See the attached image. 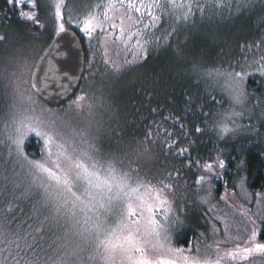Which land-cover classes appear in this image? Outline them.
<instances>
[{
	"label": "snow or ice",
	"instance_id": "6c2138e0",
	"mask_svg": "<svg viewBox=\"0 0 264 264\" xmlns=\"http://www.w3.org/2000/svg\"><path fill=\"white\" fill-rule=\"evenodd\" d=\"M6 3L18 11L20 18L39 22L38 0H6ZM255 5L256 0H235V7L233 0H100L86 14L77 16L66 0H49L56 36L67 31L62 12L65 9L67 24L75 22L80 32L89 38L99 30L105 34V41L111 37L112 44L131 50L137 58L151 45L159 47L161 38L153 40L155 32L152 30L157 29L164 18L172 22L175 31L177 25L187 24L197 12L201 18L206 12L223 18L247 12ZM171 34L165 33L163 41ZM5 39L0 36V41ZM262 46L264 37L254 45H247L249 51L255 47L259 55L251 60L246 58L239 71L206 70L207 76L220 85L230 101L229 109L217 113L219 119L214 127L220 139L248 129L239 124L238 118L251 112L247 107V77L256 73L264 76ZM51 48L49 45L48 49ZM48 49L34 65L26 56L15 55L8 57L0 70L11 81L12 88L9 123L0 143L7 147L13 166L10 174H5L6 168L0 171L3 186L0 191L9 197L7 204L0 207V264H257L249 259L257 254L264 256V243L257 239L260 225L254 218L256 213H241L247 233L243 239L233 236L230 229L234 223L224 220L223 241H201L187 248L174 245L175 227L183 221L167 195L173 189L172 174L153 183L140 175L138 167L125 165L127 152L121 156L116 151L104 150L102 124L92 117L97 107H110L105 97L80 94L63 112L37 111L32 93L36 85L30 84L27 77H35L34 68L41 66L40 62L49 54ZM132 62L125 61L126 64ZM104 64L115 74L123 67L107 58ZM193 70L199 72L200 68L194 65ZM71 111L86 114L89 119L74 124L64 118ZM260 118L264 119V107H261ZM195 131L202 130L196 127ZM31 137L41 144L39 158H33L25 150L26 141ZM148 139L151 134L146 136L145 142L137 141V146L131 149L137 159L151 158ZM174 143L165 141L169 148ZM187 151L182 148L178 154L183 156ZM244 163L241 160L237 167L242 168ZM197 166L208 173L196 181L197 184L208 183L206 195L200 197L201 204H208L212 195L210 178H222L225 161L218 154L214 163L200 165L197 162ZM245 183L241 176L237 187L246 195ZM257 202L264 206V196H257ZM22 203L29 205L27 213ZM16 209L23 219L16 215ZM259 219L264 221V214H259ZM249 223L250 230L247 229ZM217 232L218 229L213 228L214 236ZM229 241L236 242L234 247L223 249L221 244Z\"/></svg>",
	"mask_w": 264,
	"mask_h": 264
},
{
	"label": "rangeland",
	"instance_id": "374dc122",
	"mask_svg": "<svg viewBox=\"0 0 264 264\" xmlns=\"http://www.w3.org/2000/svg\"><path fill=\"white\" fill-rule=\"evenodd\" d=\"M98 2H100V0H67V4L73 9V14L77 16H83ZM46 6L45 8L44 4L45 12L49 15L46 19L49 25L48 32L43 31L41 26L40 28H33V31H31L32 35L23 34L19 30L13 28L5 32L4 36L6 39L4 40L3 46L0 47V70H2L7 62V58L10 56H26L29 62L34 65L39 59V56L43 54L56 30L55 21L52 23L54 16L52 9L47 3ZM233 7H235V0H233ZM62 12H64L65 25L68 28L75 29L77 33L80 34L79 36L83 37L82 39L79 38L83 48L84 58L85 51L87 53H92L95 57V54H99V45L103 46L106 45V43H111V37L105 41V34L101 33L99 30H97L95 33L96 36H93V39L87 37L84 33L80 32L79 26H77L75 22L71 25L67 24V11L64 9ZM262 18H264V0H256L254 8L235 16L225 15L221 18L215 15H209L206 12L204 17L201 18L200 13L197 12L193 19L187 24L182 23L177 25L175 31H173L172 22L164 18L160 21L158 28L152 30L155 32L153 40L157 37L161 39L159 47L155 44L149 47V50H151L149 54L151 59L149 60L150 64L148 68L133 70L134 67L132 65H126V79L122 80L119 78V74L113 73L111 69L104 64L106 58L102 57L103 53L100 48L99 60L95 63V65H97V70L95 73H93L95 68H91L93 69L91 72L88 70V76H86L87 83L82 89V94H86L88 97L103 96L110 103V107H107V105L105 107H97L92 117V119L100 121L102 124L103 131L101 133V143L104 150L116 151L121 156H124L127 152L128 155L125 159V165L131 164L133 167H138L140 175L153 183L164 179L169 173L172 174L171 183L173 184V189L167 192V195L172 201L177 215L183 221V223H178L176 225L173 233V242L176 247L187 248L189 245L194 246L201 241H204V243H211L214 239L223 241L224 224L222 221L224 220H227L229 223H234V227L230 229L231 234L233 236L239 235V237L243 239L247 233L244 223L245 217L241 216L242 212L258 214L254 218L260 225L259 230L264 228V221L259 219V214H264V206L258 205L257 202V196H264V187L258 191L250 190L245 175V163L242 168L237 167L241 160H245L243 157H245L247 153L246 150L256 147L264 149V119L260 118L261 107H264V98L250 90L247 84V81L250 79L259 82L264 76L256 73L248 76L246 79L245 88L249 96L247 107L251 109V112H246L244 115L240 116L238 122L241 125L248 126V129L246 131L242 130L235 136L229 134L223 139H220L217 135L218 130L214 127L216 120L219 119L217 113L229 109L230 101L226 93L221 90L220 85L206 74V70L208 69L239 71L241 65L245 63L246 58L251 60L254 55L258 56L259 53L257 49L253 47L251 51H249L247 45H254L264 37V20H262ZM252 27L262 30L261 33L256 36L255 32L252 31ZM168 30L172 34L165 42L162 37ZM188 30L190 31V36H187L185 43L187 46L184 50L188 48H190V50L186 55L185 62L188 66H190V63L192 64L195 62V64L202 69L200 70V74L202 72L205 74L204 79L208 86L207 88L213 95L215 99L214 106H216L212 110V120L204 128L205 134L203 136L205 138L199 145L202 151L208 153L212 152L215 146L219 145L221 146V150L216 151L217 155H224L226 158L230 154L236 156L230 182L226 185V192H224L221 197L217 198L215 196L214 189L216 188V183L210 178L212 195L208 204H201L200 202V197L206 195L205 190L208 187V183H196L201 175L208 176V173L204 172L201 167H195L194 163H186L188 166L182 165L181 167H177L175 166V161L181 159L182 156L174 154L167 155L168 161L165 162L166 165H161V161L166 157L162 156L163 154L160 151L163 145L165 147V139L162 131L157 135L158 131L155 130L154 138L150 139L149 145L147 142L151 158H136L135 153L132 152L131 149L137 146V141L142 143L145 141L140 138L141 131L138 127L135 131H132L128 126L126 131V118L129 117L128 107L126 106L127 98H120L121 92L124 93V91L121 90L126 88L125 90L127 92L123 97H127L129 87H132V83L137 79L138 84L154 92V95L163 105H170V96H173L174 89L168 82L166 83V81H171L172 78L174 79L175 77V64L180 60L178 59L177 47L182 42L179 39L176 40L175 34L177 32L185 35V32ZM191 32L193 35H191ZM252 37V42H245ZM102 41L104 42L102 43ZM240 41L244 44H241L238 50L236 44ZM194 47H197L201 52V58L195 57L191 59V53ZM30 49L32 50L31 52ZM233 52L239 56L231 58L230 56ZM27 78L29 79V83L32 84V77ZM87 88L88 90H86ZM119 88L121 90H119ZM135 90L138 95H140L141 91H145L141 87ZM261 90L264 89L262 88ZM32 93L35 95L34 88H32ZM165 97L166 99L164 100ZM35 101L37 111L41 109H51L53 111L63 112L68 109V106L63 109L48 107L41 103L36 95ZM11 103V81L0 73V138H3L4 130L9 123ZM120 106H122V108L119 110ZM236 110L239 111L240 109L237 108ZM64 118L71 120L74 124H80L89 119L86 114L77 115L75 111L68 112ZM137 119L138 117L134 124H136ZM229 127H231L230 121ZM30 139H33L37 144L35 146L36 154H28L33 158H39L41 144L35 137H31ZM133 141L136 142L134 143ZM183 143V147L188 146L187 142ZM210 143L212 148L211 146L209 147ZM129 146H131V148H129ZM193 146L194 142L190 144V147ZM7 152L8 149L5 144L0 143V167H13L10 158L7 156ZM217 155L215 157H217ZM5 160H9V162L5 163ZM209 163H214V160H211ZM217 170L220 171L218 167ZM190 176L196 177L193 184L188 182V177ZM241 176H243L246 181V195L237 187ZM251 227L252 225L250 223L247 224L248 230H250ZM213 228L218 229L215 236L213 235ZM237 229H239V232H237ZM185 237L189 238L187 247L177 244L178 240H182ZM235 243V241H229L227 243H222L221 247L227 250L234 247ZM203 246L204 245L201 244L202 249ZM249 259L255 260L257 264H260V262L264 261V256L257 254L255 257H250ZM244 264H247V262H244Z\"/></svg>",
	"mask_w": 264,
	"mask_h": 264
},
{
	"label": "trees",
	"instance_id": "16d2710c",
	"mask_svg": "<svg viewBox=\"0 0 264 264\" xmlns=\"http://www.w3.org/2000/svg\"><path fill=\"white\" fill-rule=\"evenodd\" d=\"M46 3L49 4V0H38V23H33L30 21H26L22 18H20L18 11L12 7L8 6L6 3V0H0V36H4L5 32L10 29H16L19 30L21 33L26 35H32L31 31H33V28H40L42 27V30L45 32H48L49 25L47 24V17H49L48 13L45 12ZM67 3V0H66ZM45 4V8H44ZM24 10H28L25 8ZM64 9H62L63 11ZM55 21V17L53 16L52 23ZM72 29V28H70ZM78 37L81 39L82 36H79L80 34L77 33L75 29H72ZM252 31L255 32V35L258 36V34L261 33L262 30L260 29H254L252 27ZM30 32V33H29ZM97 32V31H96ZM96 32L93 33V36H96ZM169 32V30H168ZM35 33V32H34ZM55 35V34H53ZM176 40H181L182 42L177 47V54H178V62L175 64V77L172 78L171 81L168 82L169 85L174 89L173 90V96H170V105H163L160 100L154 95V92L148 90L144 86H141L138 84V80L136 79L132 83V87H129L128 95L127 97H123L124 94H126V88L120 89L121 91H124V93L121 92V99L127 98L126 106L128 110V118H126V131L127 127H130V130L135 131L138 127L141 131L140 138L145 141L146 136L148 134H151V138H154V132L155 130L160 133L164 134L165 141L167 140L168 143H171L172 141H175L174 144H172L171 148H168L166 145H164L160 148V151L162 152V156H166L162 161L161 165H166V161H168L167 155H179V150L182 148H187L188 151L184 153L181 159H177L175 161V166L181 167L188 166V164H193L195 167L197 166V162L199 164H203L205 162H210L211 160H216L217 155L216 151L221 150V146L217 145L215 146L214 150L210 153L206 151H202L201 146L199 143H201L204 140V128L207 124L210 123L212 120V110L216 107L215 99L213 95L210 93V90H208V86L205 82V74L203 72L200 74L199 72H196L193 70V66L196 65L194 63H190V66H188L185 62V58L187 53L189 52L190 48L187 50H184L187 45H185L187 36H190V31H186L185 35L179 34L176 32ZM191 35L193 33L191 32ZM253 35V33H252ZM254 35V36H255ZM261 38V37H260ZM259 39V38H258ZM253 37L250 40H246V43L252 42ZM4 41H0V47L3 46ZM242 43L237 42L236 48L239 50V46H241ZM101 48V51L103 53L102 57L110 59L112 61H116L117 63L123 65L122 70L118 73L119 78L124 80L126 79L125 73L127 72L126 65H132L134 67L133 70H141L143 68H148L149 60L151 57L149 54L151 53V50L148 49V51L142 56V57H134L133 52L131 50H125L123 46L120 48H117L111 43H106V45H99ZM100 48H99V54H95V57L92 53H87L85 51V59H84V76L81 80L79 89L75 96L68 101L66 104L58 107L59 109H63L67 106H69L72 101L75 99L77 95L82 94V89L85 87L87 81L86 76H88V70L90 72L93 70L91 68H95L93 70V73L97 70V65L95 63L99 60L100 56ZM105 52H107V56H105ZM192 57L191 59H194L195 57L201 58V52L198 50L197 47H194L192 49ZM239 56L238 54L234 53L230 56L231 58H236ZM125 61H134L132 63H125ZM94 67H93V66ZM139 66V67H138ZM139 68V69H138ZM205 69V68H204ZM202 70V69H200ZM117 74V75H118ZM119 82V81H118ZM119 84V83H118ZM248 87L253 92H256L260 97L264 98V77L259 82L254 81L253 79L247 81ZM139 87L143 88L145 91H141L140 95L136 93L135 89H138ZM88 90V88L86 89ZM166 96V94H165ZM166 97L164 98V100ZM123 106V104H122ZM122 106L119 107V110L122 108ZM138 117L136 124H134L136 118ZM183 125V127H181ZM196 127L201 128V132L197 133L195 131ZM170 134V135H169ZM150 139L147 140L149 145ZM134 143L136 141H133ZM183 142H187L188 146H184ZM194 142V146L190 147V144ZM25 150L29 154H36L35 146L37 145L36 142L33 139H29L28 142H26ZM153 143V142H151ZM212 145L210 143L209 147ZM247 153L245 155V175L247 178V184L250 190L252 191H258L261 190L264 187V149L256 147L251 148L250 150H246ZM220 158L224 159L225 161V168L221 171V177L220 180L212 179L213 182L216 183L215 190V196L217 198L221 197L224 192H226V185L230 182V176L233 169V163L236 161V156L230 154L227 158L224 155H220ZM168 163V162H167ZM177 164V165H176ZM8 169V172L5 174H10V171L12 170V167H0V171H3L4 169ZM193 174V173H192ZM194 175V174H193ZM196 180V177L190 176L188 177V182L190 184H193V182ZM222 183V184H221ZM3 186L0 185V188ZM9 197L0 191V207H3L7 204ZM22 207L25 210V213H27L29 209V205L26 203H22ZM16 215L19 217V219H23V216L20 215L19 209H16ZM18 222V221H17ZM15 224H13V227ZM191 238V237H190ZM257 239L259 242L264 243V228L261 230H258L257 233ZM189 238L185 237L182 240H178L177 244L183 245L185 247L188 246Z\"/></svg>",
	"mask_w": 264,
	"mask_h": 264
},
{
	"label": "water",
	"instance_id": "95a60500",
	"mask_svg": "<svg viewBox=\"0 0 264 264\" xmlns=\"http://www.w3.org/2000/svg\"><path fill=\"white\" fill-rule=\"evenodd\" d=\"M66 26V25H65ZM53 36L48 55L35 68L32 84L38 100L48 107L58 108L77 93L84 75V53L78 35L70 28ZM44 54V52H43Z\"/></svg>",
	"mask_w": 264,
	"mask_h": 264
}]
</instances>
